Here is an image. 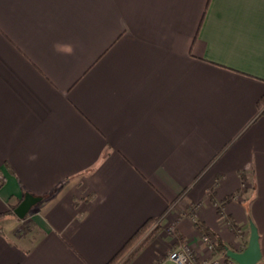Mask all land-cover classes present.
I'll return each instance as SVG.
<instances>
[{"label":"crops","instance_id":"1","mask_svg":"<svg viewBox=\"0 0 264 264\" xmlns=\"http://www.w3.org/2000/svg\"><path fill=\"white\" fill-rule=\"evenodd\" d=\"M263 94L264 0H0V264H264Z\"/></svg>","mask_w":264,"mask_h":264},{"label":"trees","instance_id":"2","mask_svg":"<svg viewBox=\"0 0 264 264\" xmlns=\"http://www.w3.org/2000/svg\"><path fill=\"white\" fill-rule=\"evenodd\" d=\"M258 106L261 108V112L264 114V94L261 96V98L258 101ZM231 196L227 197V199H230ZM217 212L220 216H225V218L228 219L229 224L232 228L236 229L237 224L231 220L229 217L224 215L222 211L221 205L217 206ZM6 213H0V217L5 215ZM199 226L201 227V230L203 232H206V228L203 227V225L199 222ZM161 226L158 223L157 219H148L145 221L136 231L135 233L126 241L124 246L111 258V260L107 264H116L124 255L125 253L131 249V247L137 242V240L144 235L134 248H132L129 253L123 258V260L119 264H128L133 257L148 243H150L160 232ZM226 246L222 244L218 239H215L214 241V252L219 253L223 252L225 254ZM227 259H230L226 256ZM231 260V259H230Z\"/></svg>","mask_w":264,"mask_h":264},{"label":"water","instance_id":"3","mask_svg":"<svg viewBox=\"0 0 264 264\" xmlns=\"http://www.w3.org/2000/svg\"><path fill=\"white\" fill-rule=\"evenodd\" d=\"M40 200V197L25 193L21 202L14 209L16 215L23 218L29 211L32 205ZM249 238L247 246L242 251H235L226 247L225 254L228 258L237 264H256L261 256V249L259 244V234L256 225L249 219Z\"/></svg>","mask_w":264,"mask_h":264},{"label":"built area","instance_id":"4","mask_svg":"<svg viewBox=\"0 0 264 264\" xmlns=\"http://www.w3.org/2000/svg\"><path fill=\"white\" fill-rule=\"evenodd\" d=\"M193 224L197 231H199L200 242L211 254L214 253V236L210 232H203L199 227L197 228L198 224L195 219H193ZM166 258L173 264H217V260L211 256L198 262L193 246L191 247V244L188 243L180 244L176 248L169 250Z\"/></svg>","mask_w":264,"mask_h":264},{"label":"rangeland","instance_id":"5","mask_svg":"<svg viewBox=\"0 0 264 264\" xmlns=\"http://www.w3.org/2000/svg\"><path fill=\"white\" fill-rule=\"evenodd\" d=\"M193 219H195V221H196V223L198 224L197 225V228L199 227L200 229H201V227L199 226V220H198V218L196 217V215L193 213V215L191 214L190 216H189V220H190V222L193 224ZM194 225V224H193ZM199 232V231H198ZM144 235H142L138 240H140L142 237H143ZM138 240H137V242H138ZM136 242V243H137ZM184 243H188V244H190L189 242H182L181 244H184ZM178 246V245H177ZM191 247H192V245H191ZM174 248H176V246H174L172 249H174ZM172 249H170V250H172ZM126 254V253H125Z\"/></svg>","mask_w":264,"mask_h":264}]
</instances>
